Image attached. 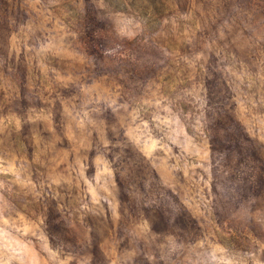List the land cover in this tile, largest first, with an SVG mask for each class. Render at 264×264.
<instances>
[{
	"label": "rangeland",
	"instance_id": "1",
	"mask_svg": "<svg viewBox=\"0 0 264 264\" xmlns=\"http://www.w3.org/2000/svg\"><path fill=\"white\" fill-rule=\"evenodd\" d=\"M114 1L0 0V264H264V0Z\"/></svg>",
	"mask_w": 264,
	"mask_h": 264
},
{
	"label": "trees",
	"instance_id": "2",
	"mask_svg": "<svg viewBox=\"0 0 264 264\" xmlns=\"http://www.w3.org/2000/svg\"><path fill=\"white\" fill-rule=\"evenodd\" d=\"M110 5L116 7V8H123V5H121V3L114 1V0H106ZM161 6H163V2L160 0L159 1ZM123 4V3H122ZM164 10V8L160 9V13H162ZM147 12V11H146ZM145 11H141L143 17L145 18L147 16L148 13H146ZM146 19V18H145Z\"/></svg>",
	"mask_w": 264,
	"mask_h": 264
}]
</instances>
